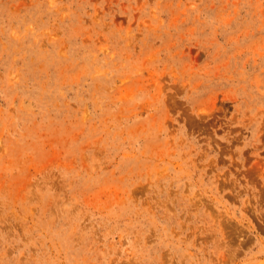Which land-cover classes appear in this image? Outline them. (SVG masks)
<instances>
[{
	"label": "rangeland",
	"instance_id": "rangeland-1",
	"mask_svg": "<svg viewBox=\"0 0 264 264\" xmlns=\"http://www.w3.org/2000/svg\"><path fill=\"white\" fill-rule=\"evenodd\" d=\"M0 264H264V0H0Z\"/></svg>",
	"mask_w": 264,
	"mask_h": 264
}]
</instances>
